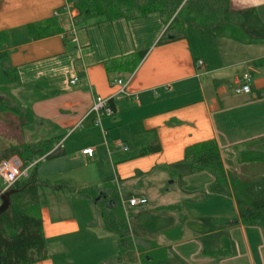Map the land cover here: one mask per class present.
<instances>
[{
  "label": "crops",
  "instance_id": "obj_1",
  "mask_svg": "<svg viewBox=\"0 0 264 264\" xmlns=\"http://www.w3.org/2000/svg\"><path fill=\"white\" fill-rule=\"evenodd\" d=\"M230 2L234 9L255 7L264 22V0ZM68 3L0 0V30L9 34V61L18 75L12 92L33 117L23 126L22 142L51 139L50 151L59 152L33 159L32 169L75 190L105 189L99 199L117 190L125 211L133 214L128 224L134 238L165 248L159 264H264V229L240 221L214 228L215 218H238L234 197L210 191L213 176L190 172L184 159L189 145L214 139L231 169L241 165V152L264 144V69L253 64L264 56V40L242 43L187 21L185 37L159 43L167 24L158 13L78 25V11L68 10ZM52 17L62 30L37 39L28 35L26 25ZM142 50L132 74L108 71L107 61ZM198 59L203 66L196 65ZM117 79L126 82L124 93ZM238 80L249 83V93H235ZM96 96L112 97L114 111L99 123L92 110ZM154 143L157 151L141 152ZM87 147L93 148L91 156L81 153ZM39 193L46 257L35 264H74V254L101 250L110 252L105 259L115 256L117 236L101 216L109 202L101 207L102 200L77 191ZM132 197L147 203L130 206ZM177 227L178 235L168 234ZM224 239L228 255L206 253ZM144 248L135 250L138 259L153 251ZM52 253H59L58 262Z\"/></svg>",
  "mask_w": 264,
  "mask_h": 264
},
{
  "label": "trees",
  "instance_id": "obj_2",
  "mask_svg": "<svg viewBox=\"0 0 264 264\" xmlns=\"http://www.w3.org/2000/svg\"><path fill=\"white\" fill-rule=\"evenodd\" d=\"M78 11V25L97 24L117 18L127 20L142 18L158 13L167 24L159 43L183 38L186 35L185 23L192 21L197 27L207 28L216 36L228 37L242 43H256L264 40V22L253 6L234 9L230 0H67ZM26 31L33 39L52 35L62 30L56 17L26 25ZM10 37L7 31L0 30V112L10 111L19 118V125L24 126L33 121L32 113L24 107L12 92V85L18 80L17 71L9 61ZM144 51L111 59L106 67L111 71L133 73ZM257 67L264 69V56L253 61ZM264 95V89H262ZM112 106V105H111ZM53 140L46 139L34 143H14L4 148L0 160L17 155L24 164L42 156L51 157L59 154L50 151ZM157 143L146 145L141 152L157 151ZM50 151V152H49ZM184 159L190 172L206 171L213 176L209 190L215 193L233 196L238 210V218L214 219V228L242 222L244 225L259 226L264 229V173L252 178H242L234 169H226L221 158L217 142L208 139L189 145L185 149ZM263 163L264 149L243 151L238 163ZM35 165V164H34ZM33 165V166H34ZM32 166V167H33ZM27 177H21L10 189V205L0 214V257L1 264H35L46 257V239L42 227L40 190L77 191L98 202L104 200L110 210L102 207L101 216L105 228L117 236L118 250L134 248L141 252L144 245H149L152 252L139 254L142 261L157 264L167 256L165 248H159L149 239L134 238L128 225L127 213L117 190L110 191L109 199H99L104 190L97 187L76 189L65 181H52L39 177L35 169ZM1 186V185H0ZM180 227L168 231L178 235ZM211 256H226L229 241L224 239L216 249L206 248Z\"/></svg>",
  "mask_w": 264,
  "mask_h": 264
},
{
  "label": "rangeland",
  "instance_id": "obj_3",
  "mask_svg": "<svg viewBox=\"0 0 264 264\" xmlns=\"http://www.w3.org/2000/svg\"><path fill=\"white\" fill-rule=\"evenodd\" d=\"M227 91L230 92L231 97L233 96L237 97V95L233 93L231 87H229ZM23 130H24L23 126L19 125V118L15 113H12L10 111L0 112V143L2 142V145L0 144V154L3 152L1 150L10 146L11 144H14V143L21 144L22 141H25L23 140V136H22ZM255 144L256 143H254V145ZM255 148L264 149V144L257 145ZM231 165H232L231 169H234L235 166L237 167V172L239 171L238 173L241 174L242 178H252V177L259 176L262 173H264V164L259 163V162L241 164V165H233V164ZM1 183L2 182L0 180V185ZM100 204H101L100 205L101 207L104 206V203L102 201L100 202ZM126 213H127L126 215L127 219H129L128 217H131L133 215L131 212H126ZM114 252H115L114 254L115 256H113L112 258H106V259L105 257L108 254H110V252L106 253L102 250L92 252V253H79L78 255L74 254V260L76 262L74 264H87V263L89 264H140L138 256L134 248H127L121 251L118 250L117 248V251H114ZM68 255L70 256V254H67V256ZM52 256L55 262L59 261L60 259L59 253H52ZM142 264H151V263L143 260ZM157 264H159V261Z\"/></svg>",
  "mask_w": 264,
  "mask_h": 264
},
{
  "label": "built area",
  "instance_id": "obj_4",
  "mask_svg": "<svg viewBox=\"0 0 264 264\" xmlns=\"http://www.w3.org/2000/svg\"><path fill=\"white\" fill-rule=\"evenodd\" d=\"M72 4H67V9L70 10L72 8ZM204 62L202 59H198L196 61L197 66H203ZM76 81V78H72L70 80L71 83H74ZM238 83V86L234 88L235 93H249L250 92V85L247 83V81H236ZM120 88L119 93H124V87L126 82L122 79H117L115 81ZM112 97L109 98H102L100 96H96L94 98V103L92 110L94 111L96 117L95 122L99 123L100 118L103 115H111L113 114V108L110 104V100ZM117 145L121 146L123 149H127L128 146L125 145L123 142H117ZM93 152L92 147H87L81 150V153L84 155L91 156ZM37 161L32 160L28 164H24L23 161L19 158L17 155H12L8 158H3L0 160V180H1V186L0 191L1 193L5 192L6 190L10 189L14 182L18 180L21 177H27L30 171V168L36 163ZM1 203V199H0ZM147 203V199L144 197H132L128 200V204L130 206H136V205H143Z\"/></svg>",
  "mask_w": 264,
  "mask_h": 264
},
{
  "label": "water",
  "instance_id": "obj_5",
  "mask_svg": "<svg viewBox=\"0 0 264 264\" xmlns=\"http://www.w3.org/2000/svg\"><path fill=\"white\" fill-rule=\"evenodd\" d=\"M18 189H8L5 192L1 193L0 191V199H1V203H0V214L5 211L6 209H8L9 205H10V193H12V191H15ZM0 264H1V257H0Z\"/></svg>",
  "mask_w": 264,
  "mask_h": 264
}]
</instances>
